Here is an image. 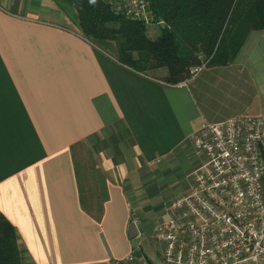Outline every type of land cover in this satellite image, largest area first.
<instances>
[{"label":"crops","instance_id":"1","mask_svg":"<svg viewBox=\"0 0 264 264\" xmlns=\"http://www.w3.org/2000/svg\"><path fill=\"white\" fill-rule=\"evenodd\" d=\"M65 18L52 0H0V214L21 264L124 256L142 232L137 211L154 207L157 179L186 160L189 176L200 163L199 126L264 114L261 30L248 32L230 62L178 85L160 79L163 67L121 64L108 41L86 40Z\"/></svg>","mask_w":264,"mask_h":264},{"label":"built area","instance_id":"2","mask_svg":"<svg viewBox=\"0 0 264 264\" xmlns=\"http://www.w3.org/2000/svg\"><path fill=\"white\" fill-rule=\"evenodd\" d=\"M113 13L163 26L149 0H104ZM205 62L191 66L184 85ZM200 163L192 183L168 201L151 239L160 264H264V114L202 123L192 135ZM109 264H152L136 242Z\"/></svg>","mask_w":264,"mask_h":264},{"label":"trees","instance_id":"3","mask_svg":"<svg viewBox=\"0 0 264 264\" xmlns=\"http://www.w3.org/2000/svg\"><path fill=\"white\" fill-rule=\"evenodd\" d=\"M72 11V24L86 40L113 41L115 59L149 73L163 67L160 79L176 83L191 66L230 62L250 30L264 34V0H149L163 26L153 36L141 20L113 13L104 0H52ZM201 56L203 58H201ZM14 227L0 214V264H21Z\"/></svg>","mask_w":264,"mask_h":264},{"label":"rangeland","instance_id":"4","mask_svg":"<svg viewBox=\"0 0 264 264\" xmlns=\"http://www.w3.org/2000/svg\"><path fill=\"white\" fill-rule=\"evenodd\" d=\"M64 23L66 25H72V11L66 8L64 11ZM158 31V28L153 25H146V33L149 36H153ZM107 50L111 53H115V46L113 41H108L105 43ZM201 58H203L201 56ZM197 158H200L198 155ZM196 158V157H194ZM190 161L186 160L185 163H178L173 169H171L168 174L165 176L158 178L157 182L161 184L159 187L157 194L151 200V207L154 206L152 209L149 210H138L137 216L135 218V224L138 228L141 229V234L139 236V244L142 246L143 252L151 257V252L155 255L152 260V264H159V253H158V245L153 240L148 239V230L156 222L158 219L162 217V210L164 205L179 195V191L183 189L186 185L187 181L192 180L191 172H189V176L185 174L189 170Z\"/></svg>","mask_w":264,"mask_h":264},{"label":"water","instance_id":"5","mask_svg":"<svg viewBox=\"0 0 264 264\" xmlns=\"http://www.w3.org/2000/svg\"><path fill=\"white\" fill-rule=\"evenodd\" d=\"M137 233V228L133 222H129L127 225L126 234L129 239L133 238Z\"/></svg>","mask_w":264,"mask_h":264}]
</instances>
